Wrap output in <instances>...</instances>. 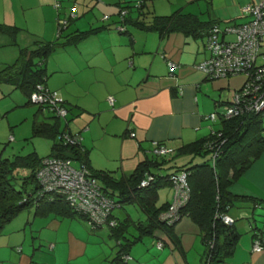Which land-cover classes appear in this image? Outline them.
<instances>
[{"label":"crops","instance_id":"1","mask_svg":"<svg viewBox=\"0 0 264 264\" xmlns=\"http://www.w3.org/2000/svg\"><path fill=\"white\" fill-rule=\"evenodd\" d=\"M126 1L142 0H0V22L18 26L15 43L9 33H0V68L12 61L22 46L32 45L38 38L64 41L66 35L104 26L56 48L45 62L49 73L46 83L65 98L74 114L72 122L78 120L73 128L69 123V128L81 132L82 144L90 148L91 166L117 176L131 172L139 161L152 156L156 142L177 148L218 129L220 120H211L208 114L216 109L217 99L232 98L244 81L243 75L212 79L196 67L209 56V26L194 32L161 34L130 21L127 32L114 29L113 24L122 18L120 5ZM143 1L150 11L147 16L135 8L129 11V7L125 16L149 20L153 13L169 14L179 9L198 15L204 22L225 26L246 20L244 5L261 0ZM105 15L111 27L99 22ZM59 18L68 19L61 32ZM169 61L178 64L174 71ZM14 90L1 85L0 99ZM110 95L115 97L114 104L108 99ZM26 101L22 98L23 104ZM19 104L0 103V117ZM9 121L18 122L10 117ZM38 144L33 150L42 155ZM169 187L162 188L159 200L172 198L173 188ZM232 188L236 193L264 198V151ZM252 203L243 200L227 210L240 236L233 253L212 264H264V249H252L253 217L264 227V212ZM35 206L24 208L1 229L0 264H204L202 231L188 215L175 225L182 248L163 232L162 247L153 242L159 236L147 234L131 245L128 251L132 258L122 261L111 227L93 229L82 215L36 212ZM145 216L142 212L139 217ZM127 227L137 233L133 225Z\"/></svg>","mask_w":264,"mask_h":264},{"label":"trees","instance_id":"2","mask_svg":"<svg viewBox=\"0 0 264 264\" xmlns=\"http://www.w3.org/2000/svg\"><path fill=\"white\" fill-rule=\"evenodd\" d=\"M127 7L129 11L135 8L145 16L150 12L143 0L137 3L123 2L120 11ZM244 13L246 19L251 17V14ZM130 21H134L141 28L156 30L161 34L173 31L194 32L209 26L206 31V47L209 30L214 23H218L204 22L194 13L177 9L169 14L153 13L149 20L143 17L124 16L112 27L120 32H127ZM225 26L221 25V27ZM106 27L111 26L106 24ZM103 28L104 26L80 30L76 34L66 35L67 39L64 41L38 38L32 45L21 47L16 61L6 62L0 68V84L6 82L20 87L28 96L26 104L30 102L38 104L35 116L40 111L44 112L48 109L55 118L54 122L34 120L33 136L58 137L51 143V151L46 155L31 150L27 153H16L13 157L0 156V231L16 214L33 204L36 205V212L55 210L62 214H79L93 229L105 225L111 227L112 234L119 241L118 258L126 261L132 258L128 251L131 245L147 234L159 236L153 242L157 245L161 242L163 245L160 235L163 232L182 248L175 225L183 216L188 215L202 231L206 245L204 264L225 259L233 253L240 236V230L227 210L231 206H239L244 200L247 203L253 202V207L256 206V209L264 212V198L236 193L232 188L264 151V109L260 111L244 109L237 114L226 115L225 106L233 102L234 96L230 99H217L216 109L212 112L217 113L214 121L219 119L221 126L213 129L210 134L177 148H168L162 142H156L152 156L139 161L134 170L121 176L109 170L93 168L89 158L90 148L82 144L81 132H73L69 128L74 114L67 107L65 98L60 95L62 105L67 109L66 114L61 115L54 110L55 108L51 109L47 103L34 102L32 95L40 89H50L46 83L49 73L45 62L56 48L74 43L89 32ZM17 29L18 26L14 28L0 22V33H9L14 43L17 41ZM63 29L64 25H59L60 32ZM208 51L210 56V50ZM261 55L262 53L257 58V63L260 65L264 64V54L262 60L258 61ZM172 62L174 61H169V67L174 71L178 64L174 62L175 67H172ZM231 76L234 75L208 77L217 79ZM56 91L59 93L58 90ZM62 117H68L66 120L68 128L61 127ZM208 117L212 119L210 114ZM74 135H78L79 138L72 142L70 138ZM131 135L134 136L135 132H131ZM160 147H165L167 150L158 152L157 149ZM53 156L71 158L76 169L84 168L89 176L96 179L94 184L100 195L112 200L113 203L106 222L102 224L96 222L90 210L81 206L79 199H73L59 188L42 183L38 172L44 166V159ZM180 159L184 160L180 162ZM165 169L169 170L165 171ZM183 170L188 173L189 196L178 207L177 212L171 215L169 206L175 194L171 177ZM166 186L173 188L172 198L161 201L160 191ZM126 203L139 206L146 216L134 218L129 212L124 217L114 214L115 207H122ZM225 215L232 217V222L226 221ZM253 219L256 225H254L252 249L256 239L264 241V227L257 225L258 220L255 216ZM111 220L115 222L111 224ZM130 225L136 228L137 233L128 230L127 226Z\"/></svg>","mask_w":264,"mask_h":264},{"label":"built area","instance_id":"3","mask_svg":"<svg viewBox=\"0 0 264 264\" xmlns=\"http://www.w3.org/2000/svg\"><path fill=\"white\" fill-rule=\"evenodd\" d=\"M57 6L60 2L56 3ZM243 11L251 14V17L234 25L221 27L214 23L207 36V47L210 56L196 65L205 75L210 77H225L230 75H244L245 79L241 87L236 91L232 103L225 106V114L233 115L240 111L264 109V64L257 63L258 56L262 53V41L264 39V0L244 5ZM126 8L121 11V17L126 14ZM75 16V13L73 12ZM108 15L104 16L108 18ZM60 25L68 22L67 18L58 19ZM235 34V38H227V35ZM172 67L175 63L172 62ZM110 103L114 102V96L110 95ZM32 100L38 103H47L57 113L65 115L67 109L62 105V97L56 90L40 89L33 93ZM53 107V108H52ZM214 120L216 112L210 113ZM70 138V137H69ZM79 136L70 138L73 142ZM167 149L160 147L158 152ZM42 183L59 188L73 199H79L81 206L90 210L91 216L98 223L107 221L112 200L103 197L95 187V178L88 175L84 168L76 169L71 158L53 156L44 159V166L38 172ZM175 189L173 202L169 206L170 214L177 212L178 207L189 196V183L187 171H181L171 177ZM146 183V181H144ZM225 220L232 222V217L225 215ZM115 221L111 220V224ZM162 246L161 242H158ZM253 249H264V241L256 239Z\"/></svg>","mask_w":264,"mask_h":264},{"label":"rangeland","instance_id":"4","mask_svg":"<svg viewBox=\"0 0 264 264\" xmlns=\"http://www.w3.org/2000/svg\"><path fill=\"white\" fill-rule=\"evenodd\" d=\"M98 12H103V10ZM107 20L108 18L100 19L99 22L101 24L104 23L107 24L108 22ZM235 37H236L235 34L227 35V38H235ZM17 57L18 55L12 57V62L16 61ZM262 58L263 55L259 57L258 61H261ZM237 76L238 77L242 76V74ZM242 77H244V75ZM5 84L10 85V87H13L15 90L10 95L0 99V103H4L5 101H8L11 102V106L14 105L15 102H19L20 104L18 106L17 105L14 106L13 109H11L6 115L0 117V137H1L0 150L4 149L2 153V157L5 156L13 157L16 153H27L34 149V144L37 142H39L38 147L40 149V153L42 155L49 154L51 143L55 139L57 140L58 137L54 136L51 138H46L44 136H33L32 133H33L34 120L37 121L46 120L50 122L55 121V118L51 116V111H49L48 109L44 112L40 111L39 114L35 116L34 113L38 109V104L33 102H30L28 104L25 103L23 104L22 98L24 99L28 98L25 92L20 87H15L13 84H9L6 82H2L0 85H5ZM27 113H29V117H25ZM9 117L18 122L16 124L10 123ZM67 118L66 117L61 118L62 128H68L66 122ZM70 123H71V127L73 128L78 123V120L77 121L74 120L73 122L71 120ZM184 159H180V162H182ZM196 159H198V157H196ZM167 170L165 169V171ZM165 189L168 190L170 189V187L166 186ZM235 209L236 208L234 207V210ZM113 212L119 217H124L128 212L131 213L132 216L135 218L141 216L142 214V210L139 208V206L135 205L134 203H126L122 207H115Z\"/></svg>","mask_w":264,"mask_h":264}]
</instances>
